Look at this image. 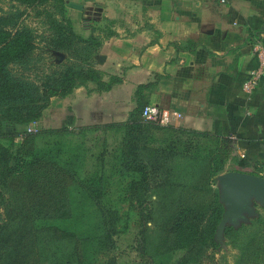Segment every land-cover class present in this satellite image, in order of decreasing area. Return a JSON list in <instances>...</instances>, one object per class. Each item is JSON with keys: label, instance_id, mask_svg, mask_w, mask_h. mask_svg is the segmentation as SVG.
<instances>
[{"label": "rangeland", "instance_id": "374dc122", "mask_svg": "<svg viewBox=\"0 0 264 264\" xmlns=\"http://www.w3.org/2000/svg\"><path fill=\"white\" fill-rule=\"evenodd\" d=\"M65 2L61 9L56 0L34 6L17 0H0V14L18 10L19 22L30 27L35 36L30 57L12 65V71L16 75L41 85L54 78L69 64L99 69L97 40L91 31L96 28L92 16H76L67 0ZM45 7L50 8L58 23L69 26L83 40L66 44L63 36L54 35L53 40L60 45L57 49H52L48 28L50 23ZM56 52L65 54L61 61H56ZM92 84L94 87H91ZM80 85L84 89L97 90L92 80H86ZM74 90L75 87L65 95L49 96L47 105L51 104L50 107H43L40 115L34 118L38 121V133L27 139L26 144L30 143L32 148L30 152H17V147L27 133L28 121L15 122L18 125L9 130H4L3 125L10 120L2 122L3 131L17 135L12 141L2 139L16 155L11 160L16 168L13 173L16 180L9 179L2 186L0 222L5 220L6 209L10 205L28 207L40 201L33 198L35 196L31 189L24 194L25 187L33 180L28 169L34 158H43L50 169L63 168L68 174V178L64 180L63 198L55 204V195L52 196L46 202L47 211L34 213V223L40 228L41 264H65L64 260L67 262L70 259L73 260H70L71 264H261V259L240 258L247 242L245 237L255 228V218L258 215L264 217V203L254 198L251 201L252 210L245 213L244 219L235 223L226 221L221 231L216 227V248L203 247L196 252V234L187 233L185 228L177 233L168 231L170 222L180 220L177 217L179 210V215L184 211L186 216L181 217L192 218L200 225L210 213V208L207 207L214 191L220 197L218 176L229 170L232 159H226L221 170L208 173L209 151L217 145L216 140L187 131L177 134L162 128H149L145 140L151 147L158 145L160 140L171 137L176 140L174 149L179 154L173 156L170 165L172 186L164 200L156 197L155 184L150 179V196L147 199L153 212L151 219L144 218L140 208H134L121 193V187L129 183L130 178H139L135 172L120 173L117 165V148L123 136V128L115 129L103 123L78 124L73 113L81 103H63V106H67L63 109L58 101L50 103L52 96H71ZM231 151L232 154L243 153V149L235 143ZM146 154H149V149ZM188 155L189 159L186 158ZM263 160L264 158L259 159L261 162ZM35 162L36 160L31 165L33 170L38 166ZM205 175H208L207 179ZM220 202L225 208L224 202ZM103 219H112L117 230L111 233L110 239L98 242L103 236L99 227ZM144 220H147L145 224L142 223ZM228 225L239 229L228 235L225 231ZM58 230L63 232V236L54 235ZM235 232H239L238 237L233 239ZM192 246L194 247L191 249Z\"/></svg>", "mask_w": 264, "mask_h": 264}, {"label": "crops", "instance_id": "0c3cea01", "mask_svg": "<svg viewBox=\"0 0 264 264\" xmlns=\"http://www.w3.org/2000/svg\"><path fill=\"white\" fill-rule=\"evenodd\" d=\"M72 1L83 4L70 7L73 14L95 23L103 79L121 77L108 90L80 85L71 96L51 97L61 109L81 103L76 123L125 120L136 86L149 82L147 102L180 113L170 124L264 141V75L249 98L241 87L254 64L252 43L264 42V0Z\"/></svg>", "mask_w": 264, "mask_h": 264}, {"label": "trees", "instance_id": "16d2710c", "mask_svg": "<svg viewBox=\"0 0 264 264\" xmlns=\"http://www.w3.org/2000/svg\"><path fill=\"white\" fill-rule=\"evenodd\" d=\"M25 5H38L48 0H17ZM60 8L63 9L65 0H56ZM50 8H44L49 18V34L52 49H57L60 45L53 40V36H63L66 44H70L83 38L73 32L69 26H63L53 18ZM20 12L11 11L7 14H0V199L3 195L2 186L9 179H15V165L11 163L16 155L10 148L2 142V139L14 140L17 135L14 132H5L2 130V122L10 120L13 122H30L31 119L40 115L41 109L48 104V98L51 95H65L72 89L86 80H92L96 84L97 90H108L114 83L121 80L120 76L111 75L107 80L102 77V72L97 68H82L72 64L66 65L58 74L46 80L41 85L34 84L32 81L20 77L12 71V65L16 62L26 61L32 53L34 47V34L30 27L21 24L18 20ZM149 82L140 83L134 91L135 105L128 112L123 121H110L103 124L112 128H123V136L117 148V165L120 173H133L139 175V178H130L129 183L121 187L122 195L128 200L134 208H140L142 216L147 219L152 218V208L148 205V183L150 179L155 184L157 192L156 197L164 200L172 186L169 175L170 165L173 156L179 154L174 149V138H165L155 147L146 142V135L149 128H162L163 130L174 131V133L190 132L191 134L205 135L216 140V146L209 151V170L208 173L221 170L229 157L232 159V165L229 170H243L254 174H261L264 169V141L254 135L246 138L237 139L230 134L215 133L210 130H197L174 124H158L146 120L141 116L142 108L147 104L144 89ZM35 120V119H34ZM38 133V129L33 132L25 133L24 140L17 147V152H30L32 150L27 139ZM238 143L244 147L243 154H232V145ZM12 144V142H10ZM149 149V154L146 152ZM262 156V157H261ZM189 159V155L186 157ZM36 160L38 165L35 170L31 165ZM29 163V174H32V181L27 185L24 194L31 189L36 199H40L36 205L25 207L23 205H10L6 209V218L0 222V264H41L42 251L40 250L39 231L40 228L34 223V213H40L46 210V202L55 195L53 201L57 204L65 192L64 180L68 174L63 168L55 167L50 169L45 159L36 157ZM27 172V173H28ZM209 175V174H208ZM206 176V179L208 178ZM261 175L264 176V173ZM15 182V181H13ZM128 184V185H127ZM58 198V199H57ZM151 203V202H150ZM44 207V208H43ZM210 213L200 225L192 218H186L184 211L181 215L178 211L180 220L170 222V229L175 233L185 228L191 234H196L197 248L196 252L203 247L216 248L218 241L215 238V229L222 213L223 205L218 198L217 191L212 194L208 207ZM111 211H109V214ZM183 215V217H181ZM20 216V217H19ZM147 220L142 221L143 224ZM255 228L246 235L247 242L242 248L241 259L255 258L261 259L264 264V217L258 215L255 218ZM99 227L101 228L102 238L110 239L111 233L116 231L114 222L103 219ZM194 227H197L194 231ZM235 229L233 225H228L225 231L228 235ZM239 232L233 234V239L238 237ZM57 237L63 236V232L58 230L54 234ZM188 237H191L188 236ZM111 242V240H110ZM109 242V243H110ZM109 245V244H108ZM194 246L191 247V249ZM71 260V259H70ZM66 260L65 264H71L73 260Z\"/></svg>", "mask_w": 264, "mask_h": 264}, {"label": "water", "instance_id": "95a60500", "mask_svg": "<svg viewBox=\"0 0 264 264\" xmlns=\"http://www.w3.org/2000/svg\"><path fill=\"white\" fill-rule=\"evenodd\" d=\"M71 7L82 9L83 4L67 0ZM65 54L56 52V61H61ZM220 182L219 199L226 205L217 224L218 231L223 229L226 221L232 223L245 218V213L252 210V198L264 203V176L243 170H226L218 176Z\"/></svg>", "mask_w": 264, "mask_h": 264}, {"label": "built area", "instance_id": "2783aa9c", "mask_svg": "<svg viewBox=\"0 0 264 264\" xmlns=\"http://www.w3.org/2000/svg\"><path fill=\"white\" fill-rule=\"evenodd\" d=\"M252 50L254 64L249 68L241 83L242 91L248 98L255 92L264 75V42L259 39L255 40L252 43ZM141 116L158 124H168L174 118L179 117L180 113L168 108H161L156 104L147 103L142 108ZM37 129V120H32L26 125L27 132H33Z\"/></svg>", "mask_w": 264, "mask_h": 264}]
</instances>
